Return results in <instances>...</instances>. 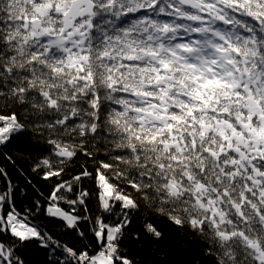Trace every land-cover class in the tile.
<instances>
[{
    "label": "snow or ice",
    "instance_id": "snow-or-ice-1",
    "mask_svg": "<svg viewBox=\"0 0 264 264\" xmlns=\"http://www.w3.org/2000/svg\"><path fill=\"white\" fill-rule=\"evenodd\" d=\"M161 222L264 264V0H0V264H145Z\"/></svg>",
    "mask_w": 264,
    "mask_h": 264
},
{
    "label": "trees",
    "instance_id": "trees-1",
    "mask_svg": "<svg viewBox=\"0 0 264 264\" xmlns=\"http://www.w3.org/2000/svg\"><path fill=\"white\" fill-rule=\"evenodd\" d=\"M18 168L21 169L25 175H28L31 183L25 180L24 176L20 174V171L10 169L12 171L13 178L18 186V195L16 197L17 203L21 206L30 204L33 199H40L39 193L43 192L44 195L48 194L50 185L38 176L30 174L28 164L25 161L18 162ZM79 168V162L74 166V169ZM88 186L91 187V182H88ZM143 217H141L137 224L142 223ZM40 223L46 227L50 232L59 235L62 231V225L58 220L41 217ZM162 227L165 228L168 233L167 239L164 242L166 249V255H156L155 249L158 246L137 245L131 244L130 250L138 258L145 262V264H156L158 261H162L163 264H192L193 256L199 257L197 249L195 247H188V240L182 235L177 234L166 224L161 222ZM29 255L38 264H44L46 261V254L42 249L29 250Z\"/></svg>",
    "mask_w": 264,
    "mask_h": 264
}]
</instances>
